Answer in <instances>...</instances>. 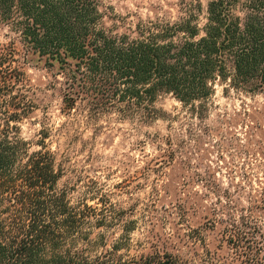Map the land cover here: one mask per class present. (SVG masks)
Returning <instances> with one entry per match:
<instances>
[{
  "label": "trees",
  "instance_id": "1",
  "mask_svg": "<svg viewBox=\"0 0 264 264\" xmlns=\"http://www.w3.org/2000/svg\"><path fill=\"white\" fill-rule=\"evenodd\" d=\"M178 6L175 21L126 23L104 0H0V26L16 35L24 63L57 68L65 114L84 102L89 114L146 123L165 115L158 103L168 96L201 115L216 84L264 95V0ZM14 44L0 46V264H187L158 251L120 259L127 227L97 252L105 245L92 229L115 226L121 211L72 206L51 152L29 151L17 124L33 106ZM224 237L231 258L215 264H264V226L231 222Z\"/></svg>",
  "mask_w": 264,
  "mask_h": 264
},
{
  "label": "rangeland",
  "instance_id": "2",
  "mask_svg": "<svg viewBox=\"0 0 264 264\" xmlns=\"http://www.w3.org/2000/svg\"><path fill=\"white\" fill-rule=\"evenodd\" d=\"M209 1L200 0L202 7ZM104 3L126 23L171 22L180 0ZM10 41L25 75L19 88L33 106L17 124L29 151L51 152L61 172L58 188L72 206L112 203L121 211L115 226L92 229V238L101 234L105 245L97 252L110 250L127 227L130 242L117 253L120 259L158 251L187 264H215L212 259L231 258L224 237L231 222L263 228V94L216 84L201 115L168 96L158 103L165 115L146 123L112 112L89 114L84 102L65 114L57 68L33 58L24 63L16 35L0 26V46Z\"/></svg>",
  "mask_w": 264,
  "mask_h": 264
}]
</instances>
